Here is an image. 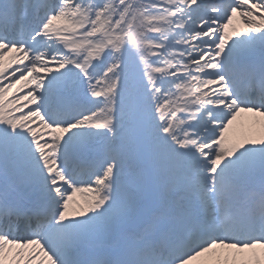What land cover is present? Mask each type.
<instances>
[{
  "label": "snow or ice",
  "instance_id": "1",
  "mask_svg": "<svg viewBox=\"0 0 264 264\" xmlns=\"http://www.w3.org/2000/svg\"><path fill=\"white\" fill-rule=\"evenodd\" d=\"M0 264H264V0H0Z\"/></svg>",
  "mask_w": 264,
  "mask_h": 264
},
{
  "label": "bare ground",
  "instance_id": "2",
  "mask_svg": "<svg viewBox=\"0 0 264 264\" xmlns=\"http://www.w3.org/2000/svg\"><path fill=\"white\" fill-rule=\"evenodd\" d=\"M247 117V116H246ZM249 117H247V118H245V116H242L241 118H240V122H238V125H243V124H245V123H247L248 121H249ZM243 122V123H242ZM80 196V195H79Z\"/></svg>",
  "mask_w": 264,
  "mask_h": 264
},
{
  "label": "rangeland",
  "instance_id": "3",
  "mask_svg": "<svg viewBox=\"0 0 264 264\" xmlns=\"http://www.w3.org/2000/svg\"><path fill=\"white\" fill-rule=\"evenodd\" d=\"M245 118H247L246 116H245ZM240 122V121H239ZM243 123V122H242ZM77 199H81V197L79 196V194H77Z\"/></svg>",
  "mask_w": 264,
  "mask_h": 264
}]
</instances>
